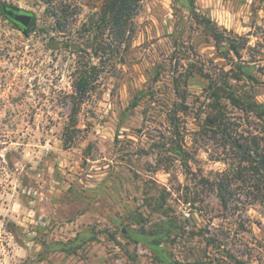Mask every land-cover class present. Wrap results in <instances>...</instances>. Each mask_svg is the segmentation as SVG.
I'll list each match as a JSON object with an SVG mask.
<instances>
[{
  "label": "rangeland",
  "instance_id": "374dc122",
  "mask_svg": "<svg viewBox=\"0 0 264 264\" xmlns=\"http://www.w3.org/2000/svg\"><path fill=\"white\" fill-rule=\"evenodd\" d=\"M103 1L70 0L78 14L57 29L39 0H0V264H264L258 179L233 178L225 208L214 185L231 151L219 134L200 136L197 119L201 75L231 66L197 16L243 44L235 61L247 76L230 83L264 105V0H140L132 42L104 63L92 58L111 41ZM7 6L35 28L23 32ZM89 62L98 77L72 125ZM223 104L240 134L264 142V113ZM173 113L186 164L172 151Z\"/></svg>",
  "mask_w": 264,
  "mask_h": 264
},
{
  "label": "trees",
  "instance_id": "16d2710c",
  "mask_svg": "<svg viewBox=\"0 0 264 264\" xmlns=\"http://www.w3.org/2000/svg\"><path fill=\"white\" fill-rule=\"evenodd\" d=\"M46 6L47 12L57 23V29H64L69 22V19L75 15V10H72L70 0H39ZM7 11L14 13H25L26 11L18 8L7 6ZM140 0H104L99 19L103 27L108 29L111 41L107 47H102L100 50H94L92 58H95L104 63V57H108L110 61H118L122 59L120 50L123 46L129 45L135 34V19L139 14ZM3 15L10 20L5 11ZM198 22L204 26L207 34L213 40L214 47L218 53H221L220 58L229 60L231 65L229 70H226L225 66H214L212 69L216 72L211 75L209 72L202 74L201 76L206 80V112L199 113L197 119H199V135L203 136L208 131H212L215 134H219L225 141L224 147H229L231 151V163L234 167L226 169L220 174L221 180L217 181L214 187L217 190L218 197L226 208L231 202L232 193L230 192V182L235 178L240 182H244L248 173H252L254 179H258V185L255 186L258 193L259 202L264 203V142L258 140L255 136L244 137L239 133L238 124L231 122V118L228 116L226 105L223 104L224 100H228L231 106L245 114L258 113L263 116L264 105H260L254 101H247L244 96H241L239 92L234 89L230 81L240 82L247 76L241 65H238L235 61L236 58L241 57L243 44H240L226 34V30H222L219 26L213 23L210 19L205 17L200 18L197 16ZM11 21V20H10ZM13 22V21H11ZM14 23V22H13ZM36 18L33 15V21L31 26L27 29V32L32 31L35 28ZM15 24V23H14ZM228 46V54L233 53L234 56H226L221 52L220 47ZM234 57V58H233ZM98 77V67L91 62L85 63L79 68L78 76L74 81V108L71 112V124L76 123L80 106L85 102L89 93L93 88V84ZM185 99V95H182ZM185 114H188L187 107L183 110ZM173 113L171 121L173 123L174 136L176 137L175 147L173 153L179 157L185 164L187 163L190 154L185 151L182 146L184 138L181 136L179 118ZM70 147V146H69ZM164 163H167L166 171H169V163H172L170 158L165 159ZM166 165V164H165ZM232 172V173H225ZM185 203H189L188 199L184 200ZM159 210L165 209V198L161 197L160 200L156 199Z\"/></svg>",
  "mask_w": 264,
  "mask_h": 264
},
{
  "label": "water",
  "instance_id": "95a60500",
  "mask_svg": "<svg viewBox=\"0 0 264 264\" xmlns=\"http://www.w3.org/2000/svg\"><path fill=\"white\" fill-rule=\"evenodd\" d=\"M5 13L9 16L10 20L18 25L23 32H27V29L31 26L33 21V15L31 13H14L12 11L5 10Z\"/></svg>",
  "mask_w": 264,
  "mask_h": 264
},
{
  "label": "flooded vegetation",
  "instance_id": "af4514ba",
  "mask_svg": "<svg viewBox=\"0 0 264 264\" xmlns=\"http://www.w3.org/2000/svg\"><path fill=\"white\" fill-rule=\"evenodd\" d=\"M18 26V25H17Z\"/></svg>",
  "mask_w": 264,
  "mask_h": 264
}]
</instances>
